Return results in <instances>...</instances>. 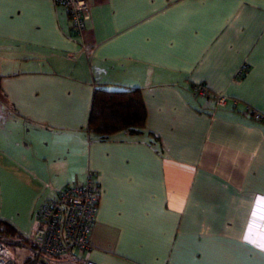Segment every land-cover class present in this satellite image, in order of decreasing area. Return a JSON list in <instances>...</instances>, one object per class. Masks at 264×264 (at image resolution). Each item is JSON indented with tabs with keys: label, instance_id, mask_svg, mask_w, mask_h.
<instances>
[{
	"label": "crops",
	"instance_id": "0c3cea01",
	"mask_svg": "<svg viewBox=\"0 0 264 264\" xmlns=\"http://www.w3.org/2000/svg\"><path fill=\"white\" fill-rule=\"evenodd\" d=\"M90 1L79 39L54 0H0V219L31 238L93 171L85 258L264 264V0ZM136 87L141 133L89 129L96 88Z\"/></svg>",
	"mask_w": 264,
	"mask_h": 264
},
{
	"label": "built area",
	"instance_id": "2783aa9c",
	"mask_svg": "<svg viewBox=\"0 0 264 264\" xmlns=\"http://www.w3.org/2000/svg\"><path fill=\"white\" fill-rule=\"evenodd\" d=\"M54 1L66 8L75 36L82 39L92 15L91 1ZM193 91L197 96L209 93L203 84L194 85ZM227 101V96L216 95L218 106H225ZM99 194L95 173L89 171L84 183L67 185L39 203L33 218L31 241L34 248L28 258L29 264H99L84 257L90 249L89 238L96 223ZM16 259L8 237L0 233V264H14Z\"/></svg>",
	"mask_w": 264,
	"mask_h": 264
},
{
	"label": "trees",
	"instance_id": "16d2710c",
	"mask_svg": "<svg viewBox=\"0 0 264 264\" xmlns=\"http://www.w3.org/2000/svg\"><path fill=\"white\" fill-rule=\"evenodd\" d=\"M147 117L141 89L109 90L96 88L89 119V129L101 139L109 138L119 130L141 133ZM264 118V115H262ZM0 233L11 241L34 248L31 238L25 237L5 220L0 219Z\"/></svg>",
	"mask_w": 264,
	"mask_h": 264
},
{
	"label": "rangeland",
	"instance_id": "374dc122",
	"mask_svg": "<svg viewBox=\"0 0 264 264\" xmlns=\"http://www.w3.org/2000/svg\"><path fill=\"white\" fill-rule=\"evenodd\" d=\"M7 68L8 67L6 63L0 65V73H2ZM9 242L11 243V249L15 252L17 258L14 264H26V260L30 257L32 253L31 249L25 245L19 244L17 242H13L10 239Z\"/></svg>",
	"mask_w": 264,
	"mask_h": 264
},
{
	"label": "snow or ice",
	"instance_id": "6c2138e0",
	"mask_svg": "<svg viewBox=\"0 0 264 264\" xmlns=\"http://www.w3.org/2000/svg\"><path fill=\"white\" fill-rule=\"evenodd\" d=\"M262 203H264V201H261Z\"/></svg>",
	"mask_w": 264,
	"mask_h": 264
}]
</instances>
